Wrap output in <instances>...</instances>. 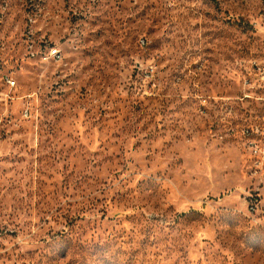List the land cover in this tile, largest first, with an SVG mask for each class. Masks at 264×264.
<instances>
[{"label": "rangeland", "instance_id": "1", "mask_svg": "<svg viewBox=\"0 0 264 264\" xmlns=\"http://www.w3.org/2000/svg\"><path fill=\"white\" fill-rule=\"evenodd\" d=\"M254 62L264 0H0V264H264Z\"/></svg>", "mask_w": 264, "mask_h": 264}, {"label": "built area", "instance_id": "2", "mask_svg": "<svg viewBox=\"0 0 264 264\" xmlns=\"http://www.w3.org/2000/svg\"><path fill=\"white\" fill-rule=\"evenodd\" d=\"M44 54V53H43ZM44 58H52L57 60L61 58V52L56 47H51L45 52ZM255 69L257 68L258 72L256 74V78L254 79L252 90H249V94L246 96L255 97L258 102L264 108V66L259 65L260 63L254 62ZM14 84V82H12ZM257 94V96H256ZM244 136L248 137L249 140V148L254 152L253 155L259 156L260 159L257 160L259 165L264 163V124L257 126L255 130H252L251 127L246 128L244 130ZM249 205L251 210L253 211H261L264 214V207H260V193L258 191H254L248 194Z\"/></svg>", "mask_w": 264, "mask_h": 264}]
</instances>
